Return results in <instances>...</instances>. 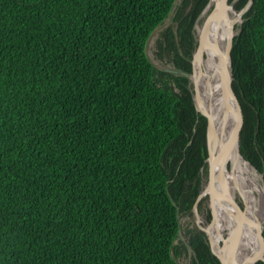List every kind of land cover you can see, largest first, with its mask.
<instances>
[{
    "label": "trees",
    "instance_id": "1",
    "mask_svg": "<svg viewBox=\"0 0 264 264\" xmlns=\"http://www.w3.org/2000/svg\"><path fill=\"white\" fill-rule=\"evenodd\" d=\"M174 1L0 0V264H180L186 242L192 264H220L203 231L178 234L207 172L206 117L144 50ZM207 2L175 4L157 58L191 71ZM230 56L239 151L264 177V0Z\"/></svg>",
    "mask_w": 264,
    "mask_h": 264
},
{
    "label": "bare ground",
    "instance_id": "2",
    "mask_svg": "<svg viewBox=\"0 0 264 264\" xmlns=\"http://www.w3.org/2000/svg\"><path fill=\"white\" fill-rule=\"evenodd\" d=\"M231 3H234V1ZM206 4L205 11L210 14V17L204 21L201 25L202 27H198L197 22L194 28L197 33H200L202 42V46L199 49L201 58L196 63L195 69L199 72L197 78L199 94L204 98L201 100V106L208 112H210L212 107V111L217 117L218 134L215 132L213 140H215L217 135L215 152L218 156H223L225 160L226 176H223L219 168L216 170L212 169L211 172L208 171V182L205 188L202 187L200 191L201 194L207 193L208 196L210 193L208 199L210 200L213 217L210 224L207 225L208 233L212 240L214 239L218 242V235L219 238L223 239V244L220 241L218 243L219 253L227 264H255L259 258L253 259L250 255L259 249L257 227L264 218V184L261 181V174L247 159L245 160L242 154L239 153L240 151L238 152L239 140L238 143L234 141L233 145H230L232 140L230 127L234 121L231 108L234 105L232 100L229 101L230 96L227 94L229 92L225 87L224 90L222 88L224 79L223 68H228V62H230L229 39L235 11L233 8H228L225 13L224 2L221 0H208ZM227 4L230 3L227 1ZM221 5L222 10L219 11ZM155 36H151L150 42ZM227 101L230 104L228 105L230 111L225 115L221 107L222 102L225 103ZM204 116L208 123L207 116ZM229 162L239 171L240 179L231 174L230 167L228 168ZM215 193H220V202L219 205L217 204L218 207L213 209L212 196ZM228 194L235 200L238 197L242 200L244 204L242 210L237 204H235V207L231 205ZM198 201L196 198L192 206L193 212L196 210L197 214ZM194 205L196 209H194ZM224 232H226V236Z\"/></svg>",
    "mask_w": 264,
    "mask_h": 264
},
{
    "label": "water",
    "instance_id": "3",
    "mask_svg": "<svg viewBox=\"0 0 264 264\" xmlns=\"http://www.w3.org/2000/svg\"><path fill=\"white\" fill-rule=\"evenodd\" d=\"M181 0H175L174 1V4L173 6L171 7L168 15L166 16V18L161 22L159 23L154 29L153 31H151L150 35L148 36L146 42H145V46H144V50H145V53H146V56L147 58L149 59V61L157 68L159 69H162V70H165V71H168L170 73H173L174 75H181V76H185L188 78L189 80V83H192L193 84V88H192V99L194 101V105H195V109L198 113H201V114H204L207 116L208 118V123L206 124V149H207V156L205 158V162H206V166L208 167V171L211 172L212 169H217L219 168L221 171H222V174L223 176L225 177L226 176V164H225V160L223 158V156H218L215 152V142H216V138H217V135H216V138L215 140H213V136L215 135V132H217L218 134V129H217V124H216V115L214 114V112L212 111V107L210 109V112L208 111H205L203 106H201V100H203L204 98L202 97V95L199 94V88H198V84H197V78H198V73L195 69V66H196V63L199 61V58H201V55L199 54L200 53V46L201 45V36H200V33L198 32L199 36L196 37V40H197V46L195 48V50L193 51L194 52V55L193 57L191 58V65H192V68H191V71L188 72V71H185L184 69H181V68H178L176 67L175 65L171 64V63H165V62H161V63H156L154 62L151 57H149L148 53H147V49H148V46L150 45L149 44V41H150V38L151 36L155 33V32H158L159 31V28H161L164 23H165V20L166 19H171L172 15H173V10H174V7H175V4H178ZM224 2V8H225V13H226V10L228 8H233L235 11H236V14H235V17L237 19H239L240 21H242V17H243V14L246 12V10L249 8V6L251 5L252 1L253 0H247V2L245 3V5L239 9V10H236L233 6V3H230V4H227V0H221ZM207 5V4H206ZM221 9L219 11L222 10V5L220 6ZM205 8L206 6L204 7V9L201 11V13L199 14L197 20L195 23L198 22V20L200 19L201 15L205 12ZM210 14H208V16L206 17L209 18ZM205 19V20H206ZM204 20V21H205ZM203 21V23H204ZM233 24L235 25L234 26V31L231 30V35H230V39H229V43H230V50L232 49V39L234 38V36L239 33L240 31V28L237 27V23L232 21ZM164 28H162L159 33L163 30ZM223 55V54H222ZM229 67L224 69L223 68V75H224V79H223V90H224V87L226 88V90L229 92L227 93L230 98H229V101L232 100L233 102V107L231 108V113L233 114L234 116V121L232 122V126L230 127V132L232 133V140H231V146L233 145V142L234 141H237L238 143V140H239V137H240V131H241V128H242V125H243V122H242V110H241V107H240V103L235 95V92L231 86V79L233 77V73H232V64H231V56L229 58ZM222 66V65H221ZM225 97V96H224ZM228 101L227 102H222V111L224 112V114L226 115V113L229 110V107H228ZM238 147V145H237ZM232 150L234 151V149L232 148ZM239 152V150H238ZM240 153V152H239ZM246 160V159H245ZM261 179H262V182L264 184V177H263V174L261 173ZM208 182V181H207ZM224 185L225 182H223ZM209 193V192H208ZM209 196H210V193H209ZM204 197V194H201V191L199 192L198 194V197H197V201ZM228 197H229V201L231 203V205L233 207H235V204L237 203L235 198H231L230 197V194H228ZM209 205H210V200H209ZM194 209L195 208V205H194ZM193 215L195 217V220L196 222L198 223L199 220H200V215L197 214V211L194 210L193 212ZM258 227L260 228L258 230ZM257 227V237H258V240H259V249L258 251H256L255 253L251 254L250 256L253 258V259H261L262 261H264V236H263V227H264V218L262 220V222L258 225ZM203 230L206 232V234L208 235V239H209V243H210V251L212 252V254H214L219 263L220 264H227V262L225 261V259L221 256V254L219 253V244L218 242L220 240H222V238H219V235H218V242L217 240L215 241L214 239L212 240L209 233H208V228L207 227H204ZM179 235H181V231H179L178 233ZM186 246H188L189 249H191V246L189 245V243L186 242ZM256 250V249H255Z\"/></svg>",
    "mask_w": 264,
    "mask_h": 264
},
{
    "label": "rangeland",
    "instance_id": "4",
    "mask_svg": "<svg viewBox=\"0 0 264 264\" xmlns=\"http://www.w3.org/2000/svg\"><path fill=\"white\" fill-rule=\"evenodd\" d=\"M235 11V10H234ZM209 13H207L206 11L201 15L200 19L198 20V24L197 26L198 27H202L201 25L203 24V21L206 19V17L208 16ZM235 14H236V11H235ZM235 14L233 16V21H236L238 20L236 23H237V27H240V23L242 21H240L239 19H237L235 17ZM173 16V15H172ZM172 24V17L171 19H166L165 20V23L164 25L159 28V31L162 29V28H165L169 25ZM235 26V25H234ZM234 26L232 24L231 26V30L234 31ZM196 30V29H195ZM159 31L158 32H155L152 36H155V38L150 42V45L148 46V49H147V53L149 55V57H151V59L156 62V63H161L162 60H160L159 58L156 57L155 55V50H156V47H155V43H156V39L159 37ZM197 34V36H196ZM195 36L198 37V33H197V30L195 31ZM207 44V42H206ZM208 45V44H207ZM209 46V45H208ZM190 86H191V90L193 88V84L192 83H189ZM193 92V91H192ZM230 164V162H229ZM228 164V168L230 167ZM208 169V168H207ZM230 172H231V167L229 168ZM261 174V173H259ZM202 187L205 188V185L207 184V181L209 179V173H208V170L207 172L205 171H202ZM262 181V179H261ZM202 189V188H201ZM208 195L207 193L204 194V197H202L204 199V201L202 203H200V206H199V209H198V214L200 215V220L199 222L197 223L196 220H195V217L194 215H190L189 213L187 214H181V216H179V223H180V231H181V235H179V238L182 239L183 241H186L187 240V237L184 235V230L186 227H194L196 226L199 230L203 231L205 233L206 236H208L206 234V232L203 230L204 227H207L208 224H210L211 220H212V210H211V207L209 205V199H208ZM200 198V200L202 199ZM208 200V202H207ZM212 200H213V209H216L218 207L217 205V201L216 199L214 198V195L212 196ZM236 204L241 208V210L243 209V202L242 200L238 197L236 199ZM244 212V210H243ZM193 214V213H192ZM224 235L226 236V232H224ZM219 243V242H218ZM220 243L223 244V239L220 240ZM176 260L180 263V264H192V260H193V251L192 249H187V252L186 253H183L181 256H179L178 258H176Z\"/></svg>",
    "mask_w": 264,
    "mask_h": 264
},
{
    "label": "flooded vegetation",
    "instance_id": "5",
    "mask_svg": "<svg viewBox=\"0 0 264 264\" xmlns=\"http://www.w3.org/2000/svg\"><path fill=\"white\" fill-rule=\"evenodd\" d=\"M206 240H207V242H208V244H209V246H210L209 239H208V237H207V236H206Z\"/></svg>",
    "mask_w": 264,
    "mask_h": 264
}]
</instances>
